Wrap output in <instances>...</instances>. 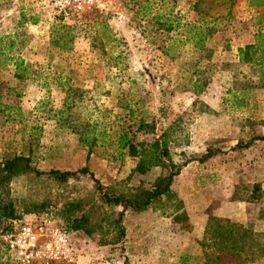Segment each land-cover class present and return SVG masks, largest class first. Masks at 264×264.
<instances>
[{"label":"rangeland","instance_id":"374dc122","mask_svg":"<svg viewBox=\"0 0 264 264\" xmlns=\"http://www.w3.org/2000/svg\"><path fill=\"white\" fill-rule=\"evenodd\" d=\"M90 1V8L78 9L76 0H0V36L15 39L31 70L16 80L12 66L0 67V100L17 105L22 114L18 124L0 117V161L23 156L45 172L87 165L102 186L120 193L150 184L161 167L129 178L138 159L126 152L113 158L108 148L125 116L118 105L127 103L134 111L128 123L136 141L156 139L170 127L169 150L177 164L207 150L216 154L182 167L170 199L127 212L120 243L102 245L110 234L70 229L76 264H178L182 255L199 259V241L213 217L243 226L252 240L241 258L221 264H264V141L235 149L264 136V65L241 63L237 52L254 43L255 34H264L259 17L264 8H251L247 0H233L230 7L213 4L208 14L214 31L206 49L177 42L171 59L158 48L168 35L157 30L154 17H169L183 31L181 26L197 21L194 0ZM142 6L148 9L143 12ZM209 6L204 0L201 8ZM139 120L155 127L152 134L136 131ZM87 125L108 135L88 162L79 141ZM253 185L260 187V199L247 203ZM9 190L20 218L48 214L67 228L65 202L80 200L84 209L97 203L93 181L82 175L59 184L27 172L14 178ZM182 212L185 218L177 222ZM2 234L0 264H8Z\"/></svg>","mask_w":264,"mask_h":264},{"label":"trees","instance_id":"16d2710c","mask_svg":"<svg viewBox=\"0 0 264 264\" xmlns=\"http://www.w3.org/2000/svg\"><path fill=\"white\" fill-rule=\"evenodd\" d=\"M208 1L211 3V6L206 10L205 8H201L204 0H194L192 10L197 12V21L181 26L182 29L184 28L183 31H180L179 23L169 17H164L161 14H157L154 17L157 30L160 33L168 35L158 45L162 55L173 59L176 56L175 51L179 47L177 42H180L179 44L181 45L188 43L197 51L206 49V41L211 38L214 31L209 26L215 24V22L209 21L210 16L208 11L213 8V4H217L220 7H226L228 4L230 7L233 4V0H221L220 4H218L219 0ZM129 2H132V0H129ZM247 2L251 8H264V0H247ZM147 9L148 7L142 6L141 11L144 12ZM145 15L144 13L142 17ZM259 17L263 20L264 14H261ZM15 38L17 39L18 35ZM15 44L13 37L0 36V67H4L5 65L12 66L13 78L23 80L31 74V70L19 56V47H15ZM237 52L241 63H253L256 66L262 67L264 65V34L262 32L255 34V42L244 47H239ZM10 91L12 89H8V92ZM14 95L15 97L20 96L17 93H14ZM118 107L123 111V114L125 113V116H123L124 120L122 123H119L120 125L108 145L113 158L126 152L129 157L138 159L129 178L134 174L145 175L153 167H161L163 172L150 184L141 182L138 187L120 193L114 187L102 186L87 165L74 171L50 170L45 172L31 167L26 157L13 156L6 158L0 161V233L4 234L9 231L11 221L20 218L9 194V184L14 178L20 174L34 172L37 176H46L61 184L73 177L82 175L88 176L93 181L97 203H91L87 209H84L83 202L80 200L65 202L62 207V213L64 220L69 225V229L72 231H82L86 235H92L94 231L100 232L102 235L110 234L111 239L109 241L101 239L102 245L120 243L125 238L124 217L127 212L139 213L159 203L164 198L166 200L170 199L172 195L171 185L173 184L174 177L180 173L182 167L190 161L204 163L216 154L215 151L207 150L205 154L197 157V159H189L182 165H179L174 161L169 150V145L172 142L169 137L171 132L170 127L159 134L156 139L154 138L151 141H136L135 136L131 135L132 127L128 123L129 119L134 118V111L127 103L118 105ZM0 117H3L10 123L18 124L22 122L20 108L17 105L5 104L1 100ZM140 120L136 131L142 132V134H152L155 127ZM107 136L105 130L97 129L94 125H87L80 130L79 141L87 148L86 162L90 160L99 142L104 141ZM254 141H264V136L255 137L242 146L237 145L235 149L238 147L249 148ZM259 192L260 187L253 185L249 197L244 201L247 203L259 202ZM176 218L177 222L184 220L185 213H181V218ZM251 246L252 240L248 237L247 229L231 222L229 219L213 217L208 221L202 239L199 241L202 256L199 259H193L190 255H182L179 258L178 264H221L228 258H241L243 253L250 250Z\"/></svg>","mask_w":264,"mask_h":264},{"label":"built area","instance_id":"2783aa9c","mask_svg":"<svg viewBox=\"0 0 264 264\" xmlns=\"http://www.w3.org/2000/svg\"><path fill=\"white\" fill-rule=\"evenodd\" d=\"M90 8V0H76ZM1 252L8 264H76L73 233L48 214H31L11 221L1 235Z\"/></svg>","mask_w":264,"mask_h":264},{"label":"crops","instance_id":"0c3cea01","mask_svg":"<svg viewBox=\"0 0 264 264\" xmlns=\"http://www.w3.org/2000/svg\"><path fill=\"white\" fill-rule=\"evenodd\" d=\"M264 188V187H263ZM224 216H227V217H230V218H232V216H229V215H224Z\"/></svg>","mask_w":264,"mask_h":264}]
</instances>
